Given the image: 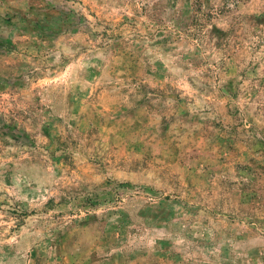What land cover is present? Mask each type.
Masks as SVG:
<instances>
[{
	"label": "rangeland",
	"instance_id": "374dc122",
	"mask_svg": "<svg viewBox=\"0 0 264 264\" xmlns=\"http://www.w3.org/2000/svg\"><path fill=\"white\" fill-rule=\"evenodd\" d=\"M0 264H264V0H0Z\"/></svg>",
	"mask_w": 264,
	"mask_h": 264
}]
</instances>
